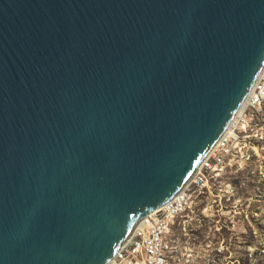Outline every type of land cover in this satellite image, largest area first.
<instances>
[{"label":"water","instance_id":"95a60500","mask_svg":"<svg viewBox=\"0 0 264 264\" xmlns=\"http://www.w3.org/2000/svg\"><path fill=\"white\" fill-rule=\"evenodd\" d=\"M263 63L264 0H0V264H108Z\"/></svg>","mask_w":264,"mask_h":264},{"label":"rangeland","instance_id":"374dc122","mask_svg":"<svg viewBox=\"0 0 264 264\" xmlns=\"http://www.w3.org/2000/svg\"><path fill=\"white\" fill-rule=\"evenodd\" d=\"M229 169L171 229V264H264V170Z\"/></svg>","mask_w":264,"mask_h":264},{"label":"built area","instance_id":"2783aa9c","mask_svg":"<svg viewBox=\"0 0 264 264\" xmlns=\"http://www.w3.org/2000/svg\"><path fill=\"white\" fill-rule=\"evenodd\" d=\"M251 162L264 170V69L237 122L219 139L184 189L143 217L108 264H171L175 251L169 238L171 229L192 210L196 199L214 191L225 168H244ZM202 209V214L209 211Z\"/></svg>","mask_w":264,"mask_h":264},{"label":"bare ground","instance_id":"6f19581e","mask_svg":"<svg viewBox=\"0 0 264 264\" xmlns=\"http://www.w3.org/2000/svg\"><path fill=\"white\" fill-rule=\"evenodd\" d=\"M263 69H264V63L261 65L260 69L258 70L259 73L256 74V76L254 77V79H253V81H252L250 87L248 88V90H247V92H246L244 98L242 99L240 105L238 106V108L236 109V111L234 112V114L232 115V117L230 118V120L228 121V123L226 124V126L224 127V129H223L221 135L219 136L218 140H217V141L214 143V145L210 148V150H209V152L207 153V155H209V154L212 152V150L215 148V146H216L217 142L219 141V139H221V137H222L227 131H229V129L231 128V126H232L234 123L237 122L238 118L240 117V115L242 114V112L244 111V109H245V107H246L247 100H248L249 95H250V93H251V91H252V89H253V86H254V84H255V82H256V79L258 78V75L260 74V72H261ZM199 167H200V165H198V166L196 167V169L191 173L190 177L184 182V184L182 185L181 189H180L177 193L181 192V191L184 189L185 185H187V183L189 182V180L195 175V173L197 172L196 170H197ZM195 171H196V172H195ZM177 193H176V194H177ZM176 194H175V195H176ZM175 195H174L173 197H175ZM173 197H171L169 200L173 199ZM169 200H168V201H169ZM230 215H231V214H230Z\"/></svg>","mask_w":264,"mask_h":264}]
</instances>
